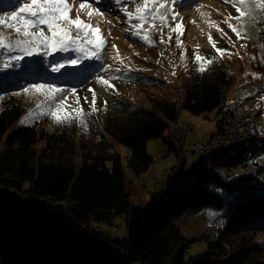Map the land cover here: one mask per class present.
<instances>
[{
	"label": "trees",
	"instance_id": "obj_1",
	"mask_svg": "<svg viewBox=\"0 0 264 264\" xmlns=\"http://www.w3.org/2000/svg\"><path fill=\"white\" fill-rule=\"evenodd\" d=\"M5 59L0 52V73ZM234 59L226 53L204 71L191 70L182 107L196 116L225 114ZM10 85L0 83V193L12 195L0 201V264H264V189L217 171L237 162L235 150L200 155L187 167L181 159L144 203L126 190L121 158L109 150L127 147V166L141 179L152 164L150 141L174 150L175 102L152 99L150 108L133 109L120 102L80 124L53 121L50 132L39 122H21L24 107ZM204 207L225 208L223 222L202 253L187 257L193 239L173 219ZM118 218L125 235H105L101 227Z\"/></svg>",
	"mask_w": 264,
	"mask_h": 264
},
{
	"label": "rangeland",
	"instance_id": "obj_2",
	"mask_svg": "<svg viewBox=\"0 0 264 264\" xmlns=\"http://www.w3.org/2000/svg\"><path fill=\"white\" fill-rule=\"evenodd\" d=\"M0 1V17H5V23H14L5 14L16 9V0ZM28 2L31 3V0ZM82 2L85 8L80 9L75 0H67L73 9L68 17L75 20L79 15L82 22L79 34L76 26H72L69 42L75 40L77 46H86L89 51L94 49L95 43H102L99 59H83L71 49L53 51L50 56L40 50V54L25 56L19 63L10 61L5 72L0 73V83H12L10 86L17 88L13 93L20 97L24 107V123L36 121L47 131H53L51 111L62 97L66 99L60 105L58 114L61 117L70 114L64 121L73 120L76 124L91 115L99 117L113 104L120 102H128L132 109L133 106L150 108L152 99L166 98L175 102L178 108V118L174 124L177 133L172 134L174 141L170 146L174 150L168 152L161 139L150 141L147 151L152 157V164L141 179L133 178L127 166V147L114 144L109 150V153H117L121 158L126 190L131 194V199L144 203L150 192L165 187V174L172 165L179 164L182 159V165L189 166L186 165V154L194 145L201 141L211 142L217 133L224 132V128H231V123L224 121L225 114L216 117V111H213L196 116L182 107V87L189 72L205 68L208 63L204 61L227 53L235 57L232 62L235 82L225 108L229 110L242 100L260 137L264 138V68L260 69L264 66V12L259 10L260 0H243V5L241 0H167L163 8L160 6L163 0ZM237 6H241L246 13L252 12V18L248 19L249 15L246 14L236 19L240 15L236 11ZM138 7L144 8L139 15L148 14L146 20L135 18ZM130 15L132 19H129ZM161 15L164 16L163 22L159 18ZM244 18L254 27L257 40L246 33ZM57 24L64 27L61 21H57ZM230 24L238 29L239 37L229 27ZM84 25L90 27L84 28ZM137 25L140 27L137 28ZM177 25L180 27L177 28ZM45 27L41 25V29ZM0 31L5 35H15L11 28H0ZM98 36L101 40H97ZM18 54L12 52L10 55ZM8 55L6 53V59ZM197 55L202 58L201 61L195 59ZM71 60H76V64L70 63ZM53 61L64 66L58 72H53ZM34 84L51 85L62 91L55 100H48L46 90H31ZM25 88H29V92L25 93ZM93 93L95 110L92 106ZM2 98L0 96V110L3 108ZM38 104L41 107L37 108ZM188 126H193L191 135L186 133L185 127ZM257 159H264V152ZM217 171L221 175L225 173L221 167ZM225 212V208L204 207L194 212L187 210L173 219V225L182 235L193 239L187 257L206 249V237L214 238ZM114 222L116 225L112 227L103 225L102 232L112 238L123 237L125 227L122 221L118 218Z\"/></svg>",
	"mask_w": 264,
	"mask_h": 264
},
{
	"label": "snow or ice",
	"instance_id": "obj_3",
	"mask_svg": "<svg viewBox=\"0 0 264 264\" xmlns=\"http://www.w3.org/2000/svg\"><path fill=\"white\" fill-rule=\"evenodd\" d=\"M79 4V8H85V3L82 0H75ZM167 0H163L161 3V8L164 7V3ZM17 7L14 11L6 13L5 16L7 19L14 21V23H5V17H0V28H11L13 29L15 35H5L3 31H0V52L9 54L8 58L4 60L5 66L8 65L10 61H15L19 63L21 59L25 56H33L40 54V50H43L44 55H52L53 51L64 52L71 49L79 54L83 59H99V51L101 50L102 43H95L94 49L89 51L86 46H77V42L72 40L69 42L70 33L72 26H76L77 34H79V29L82 24L79 15L75 20H72L68 17L69 11L73 10L72 6L67 3V0H31V3L28 0H16ZM241 5H243V0H241ZM90 7V6H89ZM147 4H145V8ZM260 11L264 12V0H260ZM79 11V9H77ZM138 15L135 17L139 20H146L148 14L139 15L144 12V8H137ZM236 11L240 14L236 19L243 17L244 15H252V12H244L241 6L236 7ZM23 13L24 15H21ZM99 15V12L96 13ZM91 15V12H89ZM133 17L130 15L129 19ZM160 20L164 21V16L161 15ZM175 19V17H173ZM57 21L64 23V27L61 28ZM41 25L46 26L44 29H41ZM84 28L90 27L89 25H84ZM137 28L140 25L136 26ZM180 25H177L179 28ZM234 32L237 33L239 37L240 33L237 28L229 25ZM98 31V29L96 30ZM45 33H50L46 35ZM22 37V38H21ZM146 38V37H145ZM211 41V38H209ZM97 40H101L98 36ZM214 46V45H213ZM223 55L224 53L221 50H217ZM12 52L19 53L18 55H10ZM197 61H201L202 58L198 55L195 57ZM76 60H71L70 63L73 65L76 64ZM205 63H211V61H204ZM64 66L63 63L52 62V71L58 72L60 68ZM200 71L205 69L201 67ZM103 83H108L107 81H102ZM29 88H25V93L29 92ZM31 90L33 92H40L41 90H46L47 99L55 100L58 93L62 90L52 87L51 85L45 84H34L31 85ZM89 91H92L89 89ZM66 97H62L55 106V109L51 111V116L55 122H64L65 117H61L58 113L60 111V105L64 103ZM93 110H95V93H93L92 100ZM41 105H37V108ZM23 123V121H21Z\"/></svg>",
	"mask_w": 264,
	"mask_h": 264
},
{
	"label": "bare ground",
	"instance_id": "obj_4",
	"mask_svg": "<svg viewBox=\"0 0 264 264\" xmlns=\"http://www.w3.org/2000/svg\"><path fill=\"white\" fill-rule=\"evenodd\" d=\"M254 17L255 16L253 15V18ZM250 18H252L251 15L248 16V19ZM247 22V18H244L246 33L257 40V36L254 33V27L252 28V26H250ZM244 105L245 104L243 102L241 105L235 106L234 111H226L224 115L226 116V119H224V121L227 123H231L230 129L224 128V132L221 131L220 133H217L218 135H216L211 142L201 141V143L198 145L208 146L211 149L202 153L207 156L214 155L218 150H235L240 155L239 158L236 159V163L225 168V175L228 178L236 175H245L248 173V169L250 168V173L253 176V180H260V177L262 176V169L260 167L242 165L243 163L255 158L256 154L262 153L261 150L264 143V138H258V133L256 132L257 128L250 115L247 114ZM248 121L250 122L251 129H248V138L246 139V143H244L242 139V130L248 127ZM186 128H190L188 129V131H186V133L187 135H191L194 131L193 126H188ZM217 141L233 142V144L232 146L222 145L218 147ZM198 145H194L193 147ZM190 151H188L186 154L188 156L187 163H193L197 159L196 155H189ZM221 155L222 154H219L216 159L220 160L223 157V155ZM261 162H264V160H261ZM228 171L233 173H228ZM246 179L250 183H252L251 178ZM11 196L12 195L9 192L2 191L0 193V201H2L3 199L6 201V199Z\"/></svg>",
	"mask_w": 264,
	"mask_h": 264
},
{
	"label": "built area",
	"instance_id": "obj_5",
	"mask_svg": "<svg viewBox=\"0 0 264 264\" xmlns=\"http://www.w3.org/2000/svg\"><path fill=\"white\" fill-rule=\"evenodd\" d=\"M243 103V101H239L237 102L236 104H234L233 107H229L228 109L229 110H226V111H234L235 109V106H239ZM188 129L190 128H186L185 127V130L188 131ZM248 129H251L250 128V122L248 121V127L245 128L244 130H242V139L244 141V143H246V139L248 138ZM256 130V129H255ZM256 132L258 133V138H260V135H259V132L258 130H256ZM218 142V147L222 146V145H231L233 144V142H226V141H217ZM208 150H211L208 146H204V145H198V146H195L191 149L189 155H196V158H198L200 155H202V153L208 151ZM261 153L259 154H256L255 158H253L252 160L250 161H247L245 163H243L242 165H249V166H257V167H260L262 169V176L260 177V180H253V176L252 174L250 173V168L248 169V173L245 174V175H242L244 176L245 178H251L252 179V183L257 186V187H260V188H263L264 189V162H261V160H264V159H257V157L260 155ZM191 163H187L186 165H190ZM228 173H233V172H229Z\"/></svg>",
	"mask_w": 264,
	"mask_h": 264
}]
</instances>
